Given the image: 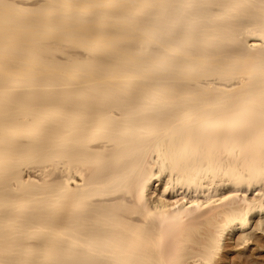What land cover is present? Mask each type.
<instances>
[{"label": "bare ground", "instance_id": "bare-ground-1", "mask_svg": "<svg viewBox=\"0 0 264 264\" xmlns=\"http://www.w3.org/2000/svg\"><path fill=\"white\" fill-rule=\"evenodd\" d=\"M236 237L264 238V0H0V264Z\"/></svg>", "mask_w": 264, "mask_h": 264}, {"label": "rangeland", "instance_id": "rangeland-1", "mask_svg": "<svg viewBox=\"0 0 264 264\" xmlns=\"http://www.w3.org/2000/svg\"><path fill=\"white\" fill-rule=\"evenodd\" d=\"M257 220L258 218L253 220L252 230L249 231L253 233V238L256 237L254 235L256 232H253V230H256ZM235 240L229 238L223 250L218 252L212 262L205 264H264V238L259 239L257 242H255L256 238L252 239L250 245H238V237Z\"/></svg>", "mask_w": 264, "mask_h": 264}]
</instances>
